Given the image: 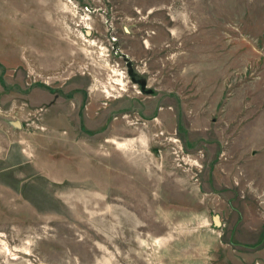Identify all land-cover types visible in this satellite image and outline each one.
<instances>
[{
    "label": "rangeland",
    "instance_id": "1",
    "mask_svg": "<svg viewBox=\"0 0 264 264\" xmlns=\"http://www.w3.org/2000/svg\"><path fill=\"white\" fill-rule=\"evenodd\" d=\"M0 264H264V0H0Z\"/></svg>",
    "mask_w": 264,
    "mask_h": 264
},
{
    "label": "water",
    "instance_id": "2",
    "mask_svg": "<svg viewBox=\"0 0 264 264\" xmlns=\"http://www.w3.org/2000/svg\"><path fill=\"white\" fill-rule=\"evenodd\" d=\"M214 224H215L216 226H219V225H220V223L218 222V218H217V217L214 218Z\"/></svg>",
    "mask_w": 264,
    "mask_h": 264
}]
</instances>
